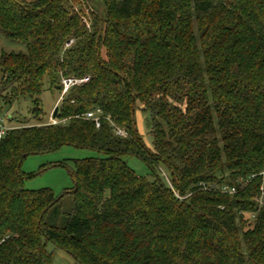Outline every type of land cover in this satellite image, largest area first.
Here are the masks:
<instances>
[{"label":"trees","instance_id":"1","mask_svg":"<svg viewBox=\"0 0 264 264\" xmlns=\"http://www.w3.org/2000/svg\"><path fill=\"white\" fill-rule=\"evenodd\" d=\"M95 1L0 0V32L25 47L0 52V97L33 120L0 106V264H53L48 243L79 264H264V0ZM85 76L43 119L44 83ZM62 146L97 156L73 159L59 195L25 188L24 158Z\"/></svg>","mask_w":264,"mask_h":264},{"label":"rangeland","instance_id":"2","mask_svg":"<svg viewBox=\"0 0 264 264\" xmlns=\"http://www.w3.org/2000/svg\"><path fill=\"white\" fill-rule=\"evenodd\" d=\"M95 4L100 10H102L101 0H96ZM72 7L77 11L82 21L88 27L90 24V16L86 8L78 2H73ZM20 51H25V47L21 43L7 39L0 32V52ZM3 95L4 99L5 97L9 96L8 93H3ZM62 95V89L60 93L55 90L51 91L48 89V85L44 83L43 91L40 95L43 119L48 118L49 121V118L52 115L53 108L61 101ZM2 97H0V106L3 108L2 114L11 115L16 121L21 120L24 122L26 119H28L30 122H33V120L31 119L32 114H30V109H28L30 108V102L28 100L17 102L12 101L10 108L8 109L7 106L3 104ZM56 99L57 101L54 105ZM135 122L142 140L148 147L152 148V139L149 134V114L147 112H141L139 110L136 111ZM94 156H97V153L93 150L77 148L73 146H62L58 150L48 153L30 154L24 158L21 164V171L25 176L24 186L27 189L50 188L55 195H59L65 190H70L74 185V181L71 175L72 171L74 170L73 159H84ZM123 160L131 169L134 170L137 175L144 176L147 179H152L153 174L151 169L143 164L138 158L134 156H124ZM154 169L156 173L161 176L163 168L160 166L155 167ZM69 206V204L66 205V207ZM46 248L49 252L52 253L53 264H79L66 251L56 248L51 243H48Z\"/></svg>","mask_w":264,"mask_h":264},{"label":"built area","instance_id":"3","mask_svg":"<svg viewBox=\"0 0 264 264\" xmlns=\"http://www.w3.org/2000/svg\"><path fill=\"white\" fill-rule=\"evenodd\" d=\"M87 79H88L87 76H85L83 78H79V79H77V78H65V79H63L62 80V94L65 93L71 85L78 84L81 82H85V81H87ZM99 114H100V110L97 109L96 111L86 112L84 117L88 118V119H92L94 121L95 125L98 127L99 121H100ZM49 120L51 123L57 122V120L55 118H52V117H50ZM109 122H110V124L113 128V131L116 135L121 136V137H125L127 135V132L122 127L115 125L110 120H109ZM6 130H7V126L4 124V118L0 117V138L4 135ZM261 175L264 176V171L261 172ZM260 189H261V194H260L258 200H259V203H262V201H264V185H261ZM224 190H228L229 192L235 191V189L233 187H231L229 189L225 188Z\"/></svg>","mask_w":264,"mask_h":264},{"label":"water","instance_id":"4","mask_svg":"<svg viewBox=\"0 0 264 264\" xmlns=\"http://www.w3.org/2000/svg\"><path fill=\"white\" fill-rule=\"evenodd\" d=\"M57 110H58V106H57V104H56V105L54 106V108H53V111H52V115H51L52 118H55V114H56Z\"/></svg>","mask_w":264,"mask_h":264}]
</instances>
